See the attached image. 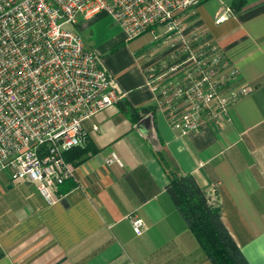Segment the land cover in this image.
Returning <instances> with one entry per match:
<instances>
[{
    "label": "crops",
    "instance_id": "0c3cea01",
    "mask_svg": "<svg viewBox=\"0 0 264 264\" xmlns=\"http://www.w3.org/2000/svg\"><path fill=\"white\" fill-rule=\"evenodd\" d=\"M230 3L201 0L180 19L184 33L200 31L214 42L249 91L218 124L185 134L170 128L144 84L159 29L127 40L111 22H99L102 13L78 18L77 34L119 98L81 123L76 148L85 151L67 159L72 174L53 204L33 183L0 173V264H210L165 190L170 173L191 175L218 203L245 261L264 264V0ZM110 153L120 165L105 164ZM132 215L144 223L138 235Z\"/></svg>",
    "mask_w": 264,
    "mask_h": 264
},
{
    "label": "built area",
    "instance_id": "2783aa9c",
    "mask_svg": "<svg viewBox=\"0 0 264 264\" xmlns=\"http://www.w3.org/2000/svg\"><path fill=\"white\" fill-rule=\"evenodd\" d=\"M199 1L0 0V173L33 183L53 204L57 186L72 174L64 153L83 143L81 123L118 100L94 54L67 28L79 17L102 13L127 40L160 30L152 39L164 50L157 46L142 74L171 129L185 134L224 119L229 104L249 87L238 84L210 38L183 32L180 13ZM105 164L120 165L113 153ZM127 219L140 234L141 219Z\"/></svg>",
    "mask_w": 264,
    "mask_h": 264
},
{
    "label": "trees",
    "instance_id": "16d2710c",
    "mask_svg": "<svg viewBox=\"0 0 264 264\" xmlns=\"http://www.w3.org/2000/svg\"><path fill=\"white\" fill-rule=\"evenodd\" d=\"M241 4L242 0H231L230 6L237 8ZM146 110L141 109V112ZM125 112L132 120L138 118L133 109ZM68 151L70 154L64 153L65 160L75 158L85 150L75 147ZM165 190L210 264H248L220 219L218 203L209 200L191 175L170 173Z\"/></svg>",
    "mask_w": 264,
    "mask_h": 264
},
{
    "label": "rangeland",
    "instance_id": "374dc122",
    "mask_svg": "<svg viewBox=\"0 0 264 264\" xmlns=\"http://www.w3.org/2000/svg\"><path fill=\"white\" fill-rule=\"evenodd\" d=\"M99 20H100L99 22H100L101 24H106V25H107L106 28H107V27H113V26H111L112 24L110 23V21H109V19L107 18V16H102L101 18H99ZM104 22H106V23H104ZM181 22H182V19H181ZM182 23H183V22H182ZM76 25H77V23L74 24V25H69V26H67V28L76 31ZM183 25H184V24H183ZM158 33H159V31H156V32H155V35H157ZM144 39H145V36H143V37L140 38L141 41L144 40ZM160 39H161V38H159V41H160ZM155 44H156V46L160 47L161 49L164 48V46L161 45V44H159V42H154V45H155Z\"/></svg>",
    "mask_w": 264,
    "mask_h": 264
}]
</instances>
